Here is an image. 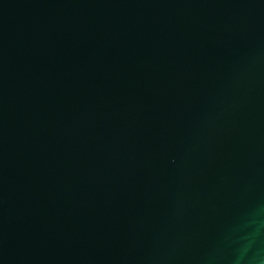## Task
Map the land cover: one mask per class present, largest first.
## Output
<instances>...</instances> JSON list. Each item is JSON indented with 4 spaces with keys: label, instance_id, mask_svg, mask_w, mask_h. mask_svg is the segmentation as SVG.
<instances>
[{
    "label": "water",
    "instance_id": "obj_1",
    "mask_svg": "<svg viewBox=\"0 0 264 264\" xmlns=\"http://www.w3.org/2000/svg\"><path fill=\"white\" fill-rule=\"evenodd\" d=\"M0 264H264V0H0Z\"/></svg>",
    "mask_w": 264,
    "mask_h": 264
}]
</instances>
